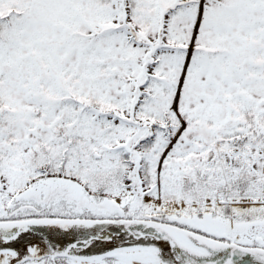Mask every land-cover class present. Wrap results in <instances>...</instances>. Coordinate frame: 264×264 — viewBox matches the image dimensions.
Masks as SVG:
<instances>
[{"label":"snow or ice","instance_id":"1","mask_svg":"<svg viewBox=\"0 0 264 264\" xmlns=\"http://www.w3.org/2000/svg\"><path fill=\"white\" fill-rule=\"evenodd\" d=\"M0 264H264V0H0Z\"/></svg>","mask_w":264,"mask_h":264}]
</instances>
